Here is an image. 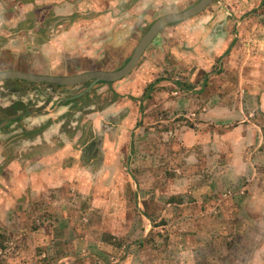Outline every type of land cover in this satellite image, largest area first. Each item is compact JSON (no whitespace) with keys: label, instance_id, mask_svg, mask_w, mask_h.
<instances>
[{"label":"crops","instance_id":"crops-1","mask_svg":"<svg viewBox=\"0 0 264 264\" xmlns=\"http://www.w3.org/2000/svg\"><path fill=\"white\" fill-rule=\"evenodd\" d=\"M82 1L85 4L80 10L84 11L89 5L91 10L98 11L100 15H95L93 23H90L92 28L78 20L67 26L66 30L71 31L81 28L78 30V40H84V46H75L72 54H77L78 49L81 50L80 54L94 51L97 47L102 49L105 41V44L118 45L128 40V35L133 32H130L127 21L121 22L122 28L119 29L113 24L122 18H113L110 13L103 14L100 9L103 1L112 4L116 0ZM138 1L127 0L133 6ZM49 2L51 0H19L8 4L0 0V72L17 69L34 73L13 67L16 62L8 63L7 56L16 55L28 59L33 54L38 66L44 69L50 64L42 63L43 61L50 62L55 58L62 61V52L68 51L71 44H68L65 37L59 39L53 28H47L58 29L56 22L52 21L58 12L51 8L61 5L67 7L60 10L58 16L74 10H70L66 1L54 7ZM155 2L157 1L143 0L142 3L147 6ZM228 2L231 0H226ZM38 3L44 4L41 12L36 10ZM127 8L120 11H128ZM19 13L24 16L21 21ZM261 13L262 11L233 13L228 9L217 13L213 26L223 22L221 26H224L225 31L221 38L217 35V29L221 30V27L211 29L210 35L207 33L209 29L199 28L202 43L211 46L209 48L213 58L210 62L202 61L203 57L197 56L194 48L189 50L190 30L182 32L179 28L171 31L169 35L175 39L184 33V38L178 40L181 49L177 51V55L178 59L187 60L188 64L184 66L186 70L194 69L190 71L194 91L188 95L171 97L169 103H165L166 110L161 114H168V118L158 120L167 124L163 128L165 131H158L160 124L157 127H142V130L148 131L149 137L140 141L147 140L154 144L155 140L151 139L153 134L149 130H156L157 146H164L163 151L156 157L144 154L129 158L130 141L126 125L133 119V108L127 109L129 117L121 119L117 128L100 121L102 127H106L105 131L108 128V132L103 134L105 139L97 143L95 150L91 148V155H87L85 148L81 154H76L77 150L70 146L66 148L68 157L76 155L80 158L73 160L78 168L68 170V183L62 185L52 201H47L45 205L39 201L42 195L53 192L47 190L48 185L35 183L38 170L42 168H39L38 160L34 165L28 164L19 173L28 179L23 181L29 182L30 190L20 184L23 177L19 180L15 178L16 182L12 180L15 190H9V193L14 194L12 200L15 204L19 197L26 195V191H29V196L36 197L29 200L28 211L23 206L16 207L13 214L5 209L10 203L7 201L9 193L0 187L4 195L2 205L0 204V238L1 234H6L3 232L4 222L7 213H11L14 230L12 238L8 239L5 235V242L7 239V243L12 244L21 241L23 236H20V228L24 225V217L35 220L45 238L55 246L52 255L43 253L44 251L41 253L48 256L45 262L50 264H126L128 261L131 264H264V14ZM77 18L80 19L72 17ZM98 22L103 23V26L97 27ZM233 27L236 28L235 32H232ZM28 30V33L33 31L35 35H43L36 37L39 43L29 45ZM116 35L120 36L117 38ZM123 35L127 37L121 38ZM22 38L24 41L19 46L17 41L20 42L19 39ZM215 46L217 50L214 51ZM217 54L220 58H216ZM58 65L61 66L60 63ZM203 72L210 74L204 77ZM17 81L19 80H5L2 85L13 87ZM164 93L165 91L158 90L152 93V97L144 102V115L148 117L152 111L161 110L160 95ZM1 96L4 95L0 94V100ZM81 96L80 99L73 97L75 100L71 99L72 102H69L73 105L84 99L85 96ZM13 98L14 96L11 99ZM37 104L41 102L37 101ZM0 105L3 106L0 115L8 113L13 116L0 118V124H4L6 128L8 125L13 133L14 126L19 125L18 121L23 114L14 107L9 113L8 104ZM62 108L64 106L55 109ZM48 110L50 109L45 107L44 110L28 114L45 115ZM120 111L126 110L112 109V115H119ZM177 111L187 114V117L183 116L188 119L171 121L169 118ZM78 114L79 112H75L77 119ZM189 114L194 117L190 118ZM8 119L12 122H6L10 121ZM41 123L44 122L34 125L41 126ZM56 124L59 126V122ZM78 124L77 120L76 125ZM59 130L57 128L54 133ZM59 150L64 153L63 146ZM9 154L11 157L8 162H13L19 156V149L13 148L9 150ZM71 160L72 158L68 159L69 162ZM184 166L191 170L186 172L187 176H178L176 169ZM194 177L197 181L191 182ZM245 180L250 181L248 185ZM19 186L25 192L19 191ZM18 192L20 195L17 198ZM34 192L40 195L32 194ZM202 207L205 210H217L218 215L203 217L198 222L196 218ZM174 210L178 212L175 213ZM43 213L48 216L41 221ZM172 218L173 223L177 221L179 226L170 225ZM154 220H164L166 223L162 221L158 224ZM78 228L83 231H78ZM103 234L108 235V240L119 237V245L113 249L98 245L102 242L99 237ZM38 236L36 233L28 235L32 244L29 247L34 250L38 243L35 237ZM176 242L182 243L183 248L180 253L173 251L171 255L166 250V244ZM23 251L25 250L19 246L16 252L19 258ZM122 258L123 263L120 262Z\"/></svg>","mask_w":264,"mask_h":264},{"label":"rangeland","instance_id":"rangeland-1","mask_svg":"<svg viewBox=\"0 0 264 264\" xmlns=\"http://www.w3.org/2000/svg\"><path fill=\"white\" fill-rule=\"evenodd\" d=\"M13 1L18 2L19 0H4V2L8 4H12ZM64 1H66V3L70 5V10L74 11L72 13L58 16L60 14V10L67 8L63 5L57 6L59 3H63ZM196 1L198 0H166L162 3L155 2L147 6L142 3L143 0H139L134 4V6L127 2V0H116L112 4L110 2L103 1L102 4H100V9L103 11V14L110 13L113 18L121 17L122 19L116 21L115 23V26L119 29L122 28L120 27V23L126 20L127 26L130 27V32L133 33L131 35H128V40H124L123 44H105L107 42L105 41L102 44V49L100 47H97V49L94 51H90L88 53L83 52L80 54L81 50L78 48L79 46H84L82 45L84 44V40L82 41V38L78 40V38L80 37V35L78 34V30H81V28H75L74 31L66 30V28L77 20L83 25H88V28H92V24L90 23H93L95 15H97L96 17H99L100 13L98 11L91 10L92 7H90L89 5L83 9L84 11L80 10L79 8H81L85 4V1L82 0H75L73 2H70L68 0H51V3L49 2L48 4L51 5V7L57 6L55 8H51V10L58 12L55 18H52V21H54V23L56 22L58 29L56 27H46L49 30L53 28V31H56L55 34L59 36V39L62 40L65 37V39L69 42L68 44H71V46L68 47L70 48L68 51L62 52V54L64 55L62 56V61H59V59L57 58L50 62L43 61L42 63L50 64V66L46 67V69L40 68L38 66V64L36 63L37 59L33 54H30L31 58L28 59L23 58V56L20 57L16 55L7 57L5 56L6 61L8 63L16 62L13 67L23 68L26 71L34 72V74H49L56 76H64L65 74L66 76H70L93 70H117L129 59L134 50V47H136L142 35L147 31L151 23L156 18H158L162 14L169 13L170 11H183L187 7L194 4ZM255 3L256 0H231V2L228 3H226V0H214L213 3L204 10V12L200 13V15L191 19L189 18V20L187 21L176 22L167 25L153 40L152 44L147 47L144 54L141 56L136 68L132 70L131 74L115 82H102L97 84V86L94 87L95 89L90 90L81 96H85L84 99L77 101L73 105L71 103L66 104L65 100L72 101L70 100V97L81 92V90L86 86L85 84L80 86H56L46 83L30 84L23 81L21 82L20 80L17 81V84L14 83L13 87L12 85L8 87L2 85L3 82H0V94L4 95L1 96L2 99L0 100V104H8L7 106H9V113H11L10 110L13 109L12 107L16 105H20V107L18 108L19 110H21V108L24 110L21 111V113L25 111H36L35 108H37V111H40L44 107L55 109L56 107L64 106V108L62 109H55L53 114H50V110H48L49 112H47L45 115H39L38 113H24L18 121L19 125L14 126L13 133H11L13 129H10L8 125L6 128L4 124H0V187L7 193H9V190H15L12 184V180L16 182L15 178L17 180L22 177L24 178V174H22L21 176L19 175L20 170H24L26 166H28V164H36V160H38V166L39 168H42H38V175L36 177L37 181H35V183L41 185L42 183H44L45 185H48L47 190L50 189V192H53H49L50 195H42V197L39 198V201L42 202L43 205H45L47 201H52V197H57L56 193H59L60 189L63 187L62 185L68 183L69 179H67L66 177V174H68L69 172L68 170L72 167H74L75 169L78 168V164L75 162L80 158L76 155L68 157V155H66V148H69L70 146V148L72 147L73 149H76V154H81V152L83 153V149L85 148L88 151L87 155H91L93 153L91 148L95 150L99 142L105 139V136L103 134L108 132V128L106 132V127L103 128L100 124V121L104 124L107 123L112 128H117V123L121 119L129 117L127 109L132 108L135 111L133 114V119L128 123L130 124V126H128V124L126 125V132L129 133L128 139L130 141V144H128L130 151L129 158H132L134 155L140 157L144 154L154 155L156 157L159 152L163 151L164 146H157L158 134H156V130H149L150 133L153 134L151 139L155 140L154 144L149 143L147 140L145 142L140 141L142 138L149 137V134H147L148 131L142 130V127L150 125L149 128H151L157 127L160 124L158 131H165V129L163 128H166L167 124L165 122L160 123V121H158L161 119L163 121L168 118V114H161L166 110L164 109L165 103H169L171 97H179L182 94L188 95L194 91V87L192 86V82L190 81V71L194 69L189 68L191 70H186V67L184 66L185 64H188V62L186 63L187 60H180L178 59L177 55V51L181 49L179 43L180 41L178 40L179 38H184V33L181 36L178 35V39H175L171 37V35H169L170 32L179 28H181L179 30H181L182 32H184L185 29L188 31L190 30L191 35L188 36L189 50L194 48L197 56H202L204 59L202 61L207 62L213 58V54H211L212 51H210L209 48L211 46H207L206 44L202 43L201 35L199 34V28L210 27L207 32L208 35H210V30L213 29L211 22L212 17H215V11L221 12L224 9H228L230 12L233 11V13L235 11H237V13H242L245 11L243 14L248 11H252L254 13V11L257 10L253 7L256 5ZM37 5L38 7L36 8V10H38V12H41L44 4L38 3ZM126 7H128V11H120ZM126 11L128 13H126ZM51 15L53 16V13H51ZM23 17V13L18 14V18L20 21L24 19ZM72 17H79L80 19H72ZM221 23L223 22L221 21ZM227 23L229 24V21ZM96 26L101 27L103 26V23L98 22ZM40 27L41 26H37V28ZM35 28L36 27H33V29ZM221 29L225 31L224 26H222ZM235 30L236 28L233 27L232 32H235ZM28 32L29 30L27 31V36H29L30 38L29 45L33 46L35 43H39V41H36V37H42L43 35H35L33 34V31L31 33ZM116 36L118 38V36L120 35ZM124 37L127 36H121V38ZM19 41L20 42L17 41L18 45L22 46V41H24V38H22L21 40L19 39ZM78 41L80 42L78 43ZM72 44H74V46ZM75 46H78V52L77 54L76 52L72 54V50L75 49ZM215 50H217L216 46L214 47V51ZM218 54L216 55V58H220V55ZM172 62H174L173 66ZM59 63L61 64V66L58 65ZM220 72L221 71H218V73ZM203 74L205 77L210 73L203 72ZM155 90H158V92L165 91L164 94L160 95L162 96V99L160 98L162 107L160 111L154 110L147 117V115H144L143 113V108L145 106L144 102L152 97V93ZM12 96H14L13 99H11ZM77 99H80V97ZM37 101L41 102V104H37ZM115 102L116 105H114ZM119 108H122L126 111H120L119 115H116V113L115 115H112V109ZM102 110L103 113H101ZM75 112H79L78 119L77 116L75 117ZM183 115L187 117V114H183L177 111L175 114H172L169 119L176 122L181 118L184 119L185 117ZM189 116L190 118L194 117V115L190 114ZM2 117L9 118L13 116L7 113L2 114L0 118ZM104 118L107 119L105 120ZM77 120L79 122L78 125H76ZM41 121L44 122L41 123L43 125H34ZM6 122H12V120ZM56 122H59V126H57ZM72 122L74 123L72 124ZM60 124H62V126H60ZM57 128H60V130L57 131V133H54ZM123 140L125 141V137ZM60 146H63L64 153H60ZM13 148L15 150L19 149V156H16L17 158H14L19 162L11 164V162H8L10 160L9 158L11 157L9 154V150ZM21 155H23V157ZM22 158L23 160H21ZM70 158H72L71 162L68 161V159ZM74 159H76L75 162H73ZM88 159L89 158H87V160ZM20 164H22L21 168L19 167ZM44 170L46 171L43 172ZM188 170H191V168H189L188 166H184L177 168L176 173L178 176H187L186 172H188ZM22 172L23 171H21V173ZM43 174H45V176L42 177ZM23 178L20 184H22L23 187H28L27 190H30L29 182H24L25 180L28 181V179ZM192 181H197V178H192L191 182ZM249 182V180H245V184L248 185ZM20 190L21 186H19V191ZM21 191L25 192L23 189ZM32 194L36 196L40 195V193L36 192ZM19 195L20 192L16 194V197L18 198ZM241 195H243V193ZM3 198L4 195L2 194V190L0 189L1 205ZM32 198V196H29V191H26V195L24 194L22 197H19L15 204V201L12 200L14 199V194L9 193L7 201H10V203L6 206L5 209H9L13 214V211L16 207L23 206V208L28 211V208L30 207L29 200H31ZM163 209L166 210V207H164ZM200 209V214L198 213L199 216L196 218L198 222L204 219L203 217L211 218V216L213 217L218 215L217 210L212 211L210 208H207L205 210L204 207ZM176 212H178V210ZM11 213H7L9 217H7L6 215L4 222L5 231L3 232H6L5 235L9 237L8 239L12 238L11 233L14 230V226L12 223L13 216H11ZM0 219H2V214H0ZM8 219L10 220V222H8ZM172 220L173 218L170 221L171 226H174V224L179 226L177 221H174L173 223ZM162 221L165 222L164 220L157 222L158 224H160ZM35 225H37L36 221ZM78 231L82 232L83 230L81 228H78ZM177 232L179 233L178 230ZM185 232L186 229H184L183 233ZM24 233L25 235L21 238L20 242H14V244L7 243L9 242L7 239V241L3 244L5 246L4 250L0 246V264H22L21 258H19L18 253L16 254L19 246L25 249L26 245H32L28 239V235L32 233L31 230L27 227L25 228ZM107 236V234L101 235L99 238L102 239V242H99L98 245L110 249H113L114 246L119 245V237L115 236V238L108 240ZM33 244L35 248L36 245L35 243ZM166 246V250H169L170 254L173 251L180 253L183 248V245L180 242L167 243ZM44 247L45 249L43 253L48 252L52 255L55 246L53 243H51L50 240L45 243ZM31 250V259L28 264L48 263L45 262V260H47L48 258L46 254L37 255L34 249L31 248ZM24 259H28L25 252ZM120 262L123 263V258ZM126 264L131 263L128 261Z\"/></svg>","mask_w":264,"mask_h":264},{"label":"water","instance_id":"water-1","mask_svg":"<svg viewBox=\"0 0 264 264\" xmlns=\"http://www.w3.org/2000/svg\"><path fill=\"white\" fill-rule=\"evenodd\" d=\"M213 0H198L191 6L187 7L183 11H174L162 14L158 18H156L147 29V31L142 35L135 49L133 50L131 56L123 64L119 69L113 71H104V70H93L88 72H82L70 76H56L49 74H34L28 73L19 70H5L0 72V82H4L5 80H21V82L27 83H46L51 85H59V86H72L81 83L89 82L88 86L79 94L73 97H79L89 90L98 82H115L123 79L132 73L141 58L147 49L148 45L160 34V31L171 23L187 21L189 18L196 17L200 15V13L204 12L211 4ZM219 11H215L213 14L215 17H212L211 25L214 28L222 27L221 25L213 26L214 20L217 18V13ZM207 28V27H205ZM207 29H210L207 28ZM224 33L223 29H217V35L221 38V34ZM220 40V39H219ZM72 97V98H73ZM71 98V99H72Z\"/></svg>","mask_w":264,"mask_h":264},{"label":"trees","instance_id":"trees-1","mask_svg":"<svg viewBox=\"0 0 264 264\" xmlns=\"http://www.w3.org/2000/svg\"><path fill=\"white\" fill-rule=\"evenodd\" d=\"M30 84H34V83H30ZM32 204H33V202H32ZM43 215L44 216H43V219L41 221L46 219L47 216H48L47 213H43ZM25 218L26 217H24L23 222H22L24 225L21 226V228H20V236H24L25 235L24 231H25V228H27V227L31 230L32 233L39 234L38 238L35 237L37 242H38L35 251H36L37 255H39V254H41L44 251V249H43L44 245H45V243L48 240L45 238V235L42 234V230L35 225V220H32V219L31 220L30 219L27 220V218L26 219ZM11 236H12V234H11ZM0 240H1L0 241V246L4 250L5 246L3 244H4L5 240H6V236L1 234ZM38 240H40V241H38ZM24 250L25 251H23V253L21 254V262H22V264H28L30 259H31L30 257H31L32 250H31V248L28 245L25 246ZM24 252L26 253V256H27L28 259H24Z\"/></svg>","mask_w":264,"mask_h":264},{"label":"flooded vegetation","instance_id":"flooded-vegetation-1","mask_svg":"<svg viewBox=\"0 0 264 264\" xmlns=\"http://www.w3.org/2000/svg\"><path fill=\"white\" fill-rule=\"evenodd\" d=\"M157 1V3H162V2H165L166 0H160V1H158V0H156ZM169 1H171V0H169ZM214 1V0H213ZM213 3V2H212ZM256 5L255 6H253L255 9H257V10H255V11H262V13L261 14H264L263 12H264V0H256V3H255ZM171 12V11H170ZM236 13H237V11H235ZM245 12V11H244ZM244 12H242V13H244ZM113 26H115V24H113ZM120 27H121V25H120ZM163 30V29H162ZM161 30V31H162ZM153 42V41H152ZM152 42L149 44V45H151L152 44ZM148 45V46H149ZM99 83H102V82H98V83H96L92 88H91V90H93V89H95L94 87L95 86H97V84H99ZM86 85L81 91H83L87 86H88V84H89V82H87V83H81V84H77V85H72V86H80V85ZM2 86V85H1ZM57 86V85H56ZM59 86V85H58ZM90 91V90H89ZM78 94V93H77ZM75 95V94H74ZM74 95H72L71 97H70V100H71V98L74 96ZM75 99H77V98H75ZM74 98H72V100H75ZM70 102H72V101H70ZM69 101H67L66 102V104H68V103H70ZM57 103V102H56ZM9 107V106H8ZM15 109H18L19 107H20V105H16V106H13ZM45 108V107H44ZM44 108H43V110H44ZM3 110V106H1L0 105V111H2ZM35 110L37 111V108H35ZM21 111H24L22 108H21ZM55 111V109L54 108H52V109H50V114H53V112ZM29 112H34V111H25V112H22L21 114H24V113H29ZM60 126H62V124H60ZM22 157H23V155H21ZM15 158H17V157H15ZM21 160H23V158L21 159ZM19 161H17L16 159H14L13 160V162H11V164L13 163H18ZM21 166H22V164H20L19 165V167L21 168Z\"/></svg>","mask_w":264,"mask_h":264}]
</instances>
